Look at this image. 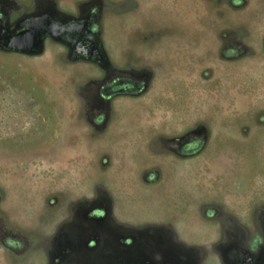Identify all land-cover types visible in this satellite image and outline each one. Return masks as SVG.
<instances>
[{
  "label": "water",
  "instance_id": "95a60500",
  "mask_svg": "<svg viewBox=\"0 0 264 264\" xmlns=\"http://www.w3.org/2000/svg\"><path fill=\"white\" fill-rule=\"evenodd\" d=\"M74 1L81 4L71 14L59 12L62 18L55 8L49 15H31L30 31L16 35L3 29V46L21 52L36 50L33 55L45 49L39 29L43 23L52 42H61L57 34L65 36L70 52L85 35L92 44L91 63L65 64L60 82L65 77L69 83L55 89L56 99L75 114L63 128L62 143L72 148L65 168L68 176L60 191L65 197L53 212L35 200L37 209L28 225L35 238L24 260L33 264L45 258L61 260L60 264H253L264 248V196L255 195L254 190L264 182V141L257 130L243 135L236 117L247 104L240 98L242 75L256 82L258 73L264 74V9L260 17L252 6L232 9L229 0ZM248 17L250 22L244 23ZM97 22L103 32L90 33L88 27ZM229 32L249 37L248 67L242 68L241 60L221 57L223 35ZM49 57L55 60L57 55ZM53 70L63 69L53 62ZM116 73L145 79V90L138 96L113 98L104 126L92 127L87 118L98 108L81 115L85 97L73 82H103ZM192 122L193 129L202 127L209 133L207 150L185 158L154 155L156 140L180 137ZM225 145L238 147L221 150ZM219 151L257 157L253 186L241 198L232 194L222 168L215 164ZM103 157L111 163L106 168L100 165ZM152 167L160 172V179L145 183L142 175ZM9 181L8 177L0 179L10 187H2L4 213L13 221ZM39 186L46 183L36 184L34 192H41ZM176 196L180 199L179 228L171 224L166 228L162 204ZM94 205L101 207L99 219L87 217ZM208 208L217 210L212 219L216 236L206 242L178 238L186 228H198L197 218ZM80 212L84 220L79 219ZM166 214L172 217V212ZM52 215L57 222L50 221ZM65 216L68 219L63 223ZM98 225L118 234L120 240L90 245V235ZM246 234L256 235L251 243ZM126 239L131 240L128 245ZM253 243L261 245L256 255L249 251ZM232 256L243 260H226Z\"/></svg>",
  "mask_w": 264,
  "mask_h": 264
},
{
  "label": "flooded vegetation",
  "instance_id": "af4514ba",
  "mask_svg": "<svg viewBox=\"0 0 264 264\" xmlns=\"http://www.w3.org/2000/svg\"><path fill=\"white\" fill-rule=\"evenodd\" d=\"M74 0H61V1H52V0H0V58L4 60V69H6V75L9 80H16V83L19 85H25L27 87H32L35 90V94H39L40 98L42 97L44 105L49 110H53L49 115L52 117L48 128L45 129L46 139L44 141L50 142L42 148V153H53L55 158H59V161L65 159L66 163L69 161V151L71 147L64 145L63 143L60 147L55 146L51 143L53 139L54 126L57 119L59 121H67L74 119V112L70 106L62 101H53L46 95L44 92V83L45 82H54L52 84L53 88H66L69 83L68 79L63 78L60 82V76L63 71H66L65 64H84L91 63L88 59V53L91 50V42L87 35L82 37V40L77 43L76 49L71 52L67 48L65 43V36L63 34H57L58 39L61 42H52L47 31V25H41L39 29L42 30L41 37L44 38V50H41V53L38 55H33L35 51L33 50H23V52L10 50L9 48L3 46V29H8L15 31V34H21L25 31H30L32 27L31 15L34 14H44L49 15L52 12V8H55V13L62 18V13H73L75 6L80 5ZM229 6L232 9L236 10H245L252 8L254 14L261 15V10L264 9V0H229ZM61 14H60V13ZM95 11H93L94 13ZM251 17L244 18V23H249ZM258 20V19H257ZM47 21V19H46ZM47 23V22H46ZM90 33H100L103 32V26L97 22L93 23L88 27ZM249 37L243 33L229 32L223 35V47L221 51V57L225 60H241L244 62L242 68L248 67L249 55L252 51L248 48ZM52 46L56 48L52 49ZM56 53L57 58L51 60L49 56H52ZM264 58V55H263ZM260 59V58H259ZM56 63L58 68L63 70L57 71L53 70V62ZM57 61V62H56ZM9 62V63H8ZM261 59L259 60V63ZM264 63V61H262ZM261 68V66H257ZM264 67V65H262ZM66 76V74H65ZM206 77L207 74L205 73ZM62 77V76H61ZM250 76L243 74L242 83L245 90V97L241 96L240 98L244 100L247 104L243 106L242 112L239 113L236 117L238 123L243 127V135H247L250 130H257L258 135L261 136L264 141V74L257 75V81L251 82ZM58 81V82H57ZM73 81V80H72ZM71 82V81H70ZM78 88L77 91H80L85 97L84 102L82 103L83 111L81 114L90 115L94 106L98 109L97 111L89 116L88 122L92 127L101 129L104 126V123L109 118L108 106L111 100L118 96H138L141 95L146 87V80L143 78H135L134 76L116 73L111 79L103 82H88L84 81L79 82L78 80L73 82ZM37 92V93H36ZM243 102V101H242ZM53 104L56 109H54ZM52 106V108H51ZM185 112H188L189 109L185 108ZM184 133L180 137H164L158 139L153 144L152 152L154 155L160 156L162 158L174 157V158H185L192 156L203 150H207L210 147L209 143V133L201 128L193 129V122L189 126H185ZM56 135V133H55ZM237 149L238 146H229L225 145L221 147L225 149ZM264 147V145L262 146ZM16 148V146H15ZM6 152V149L1 148L0 156ZM110 160L107 157H103L100 162L101 167L106 168L110 165ZM19 169L21 167H18ZM19 176L16 177V172L12 169H6L4 166H0V179L8 177L10 179V184L13 189V215L14 220L10 221L6 218L4 213L5 206V195H4V183H0V264H33L27 263L25 257L27 256L28 250L35 238V236L29 233L28 229L31 226H28L33 221V213L37 209V202H44V206L50 212H53L57 207L62 205L61 200L65 195L60 192L62 187L65 185L68 172L62 173L63 178L58 183L52 184L51 186H39L41 189L40 193L34 192L36 189V184H32L31 172L21 168L17 172ZM23 174V175H22ZM264 177V173L263 176ZM17 178V179H16ZM65 179V180H64ZM142 179L145 183H154L160 179V172L152 167L146 170ZM43 184V183H42ZM41 185V184H40ZM4 187V188H2ZM255 195L260 197L264 196V182L258 187L254 188ZM34 192V193H32ZM37 196H36V194ZM16 199L22 200L23 202H16ZM186 202V199H183V202ZM215 206V205H212ZM180 199L179 197H174L170 202L162 204V209L165 217H163V226L166 228H179L178 219L176 214L179 212ZM93 208V206H92ZM214 208V207H213ZM25 212H24V211ZM171 218H166L168 213L171 214ZM217 210L208 208L203 214L202 217L197 218L196 224L198 228H186V231L181 235H178V238L193 240L196 242H206L213 239L216 236V228H213L212 219L215 217ZM52 214V213H51ZM17 216V217H16ZM102 216L100 205H94V208L91 213L87 215L88 218L99 219ZM55 217V216H54ZM54 217H50L51 222H57L58 219L54 220ZM80 220H84V214L80 212L78 214ZM68 217H64L61 221L64 223ZM61 222V223H62ZM172 222V223H171ZM53 226L55 223H52ZM56 228V226L54 227ZM106 227L98 225L95 227L92 232L93 241L90 242V245L101 244L105 239H109L112 243L118 242L120 237L115 232H107ZM255 234H246L244 237L247 239L248 243H251V240L255 238ZM264 237V236H263ZM260 239V236H258ZM131 242L130 239L124 241L125 245H128ZM264 246V243L262 244ZM260 244H254L250 247V252L256 253L260 252ZM262 256L254 260L253 264H264V248L261 250ZM233 256L237 254L236 250H233L231 253ZM230 257L226 260L236 261L243 260L238 257ZM17 260V263H16ZM61 260L55 259L53 262L50 260L42 259L39 264H60Z\"/></svg>",
  "mask_w": 264,
  "mask_h": 264
},
{
  "label": "rangeland",
  "instance_id": "374dc122",
  "mask_svg": "<svg viewBox=\"0 0 264 264\" xmlns=\"http://www.w3.org/2000/svg\"><path fill=\"white\" fill-rule=\"evenodd\" d=\"M4 64V60L0 58V153L2 147L6 149V152L0 156V166L15 171L16 177L19 176L18 170L23 168L32 173L30 181L32 184L46 183V186H51V183H58L63 178L62 173L67 166L65 159L59 161L58 157H54V152L42 153V148L50 143L44 140L46 139L45 129L52 120L49 114L53 110L46 108L45 101L37 92L35 94L32 87L19 85L16 80L6 78L7 71L4 67L2 68ZM43 83V90L48 99L50 98L53 103L59 101L56 99V88L52 87L55 83L44 80ZM244 92L243 87L240 96L245 97ZM53 107L56 109L54 104ZM54 123L55 131L51 143L60 147L65 132L64 122L57 119ZM241 154L219 151L214 157L216 166L222 168V176L226 178L229 190L238 198H241L244 191L253 186V176L258 170L255 169L257 157ZM262 158H264V152ZM257 166H259L258 163ZM4 187L10 189L9 185ZM11 193L13 194L12 185Z\"/></svg>",
  "mask_w": 264,
  "mask_h": 264
}]
</instances>
